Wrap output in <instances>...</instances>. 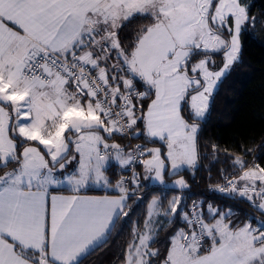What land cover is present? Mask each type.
Returning a JSON list of instances; mask_svg holds the SVG:
<instances>
[{
	"label": "snow or ice",
	"instance_id": "6c2138e0",
	"mask_svg": "<svg viewBox=\"0 0 264 264\" xmlns=\"http://www.w3.org/2000/svg\"><path fill=\"white\" fill-rule=\"evenodd\" d=\"M136 20L145 22L126 34ZM256 23L243 0H0V264H82L128 220L142 187L167 174L187 189L180 173L199 165L195 121ZM210 53L222 54L218 70ZM113 162L131 175L113 183ZM232 167L213 191L264 215V167L240 156ZM93 189L105 194H82ZM233 216L155 196L143 226L132 222L122 264H264V219ZM161 217L182 226L154 248Z\"/></svg>",
	"mask_w": 264,
	"mask_h": 264
},
{
	"label": "trees",
	"instance_id": "16d2710c",
	"mask_svg": "<svg viewBox=\"0 0 264 264\" xmlns=\"http://www.w3.org/2000/svg\"><path fill=\"white\" fill-rule=\"evenodd\" d=\"M243 3L248 6L249 15L257 18V23L255 27L246 26L242 29V48L238 62L219 84L207 116L195 121L200 125L198 167L180 173L188 184L187 190L182 192L188 208L190 201L194 199L202 200L205 208L209 204L219 206L222 210L230 208L234 213L233 219L238 223L246 222L251 216L264 219V215L245 200L230 198L202 187L222 180V175L236 172L238 169L232 167L236 156L242 157L249 164L255 161L264 167V0H243ZM144 22L133 21L125 29V33L131 35ZM209 55L217 60L218 66L222 65V54ZM203 57L204 54L200 53L193 60ZM120 139L124 141L123 138ZM139 140L149 147V143L143 138ZM213 145L217 150H213ZM108 174L113 183L119 179L120 173L114 166H111ZM140 191L144 193V199L139 204H136L135 197L128 201L132 206L128 220L117 222L108 243L91 252L82 260V264H122V250L131 240L132 222L139 220L141 227L143 226L148 202L153 197L160 196L163 207H167V201L180 192L160 185L142 187ZM161 222L164 230L159 232V243L154 244V248L166 247L167 237L182 226L178 221L169 224L164 218Z\"/></svg>",
	"mask_w": 264,
	"mask_h": 264
},
{
	"label": "crops",
	"instance_id": "0c3cea01",
	"mask_svg": "<svg viewBox=\"0 0 264 264\" xmlns=\"http://www.w3.org/2000/svg\"><path fill=\"white\" fill-rule=\"evenodd\" d=\"M111 142H113V141H109V143H111ZM115 142H117V143H120L121 145L123 144V141L119 138V137H116V139H115ZM161 145H160V143L158 142V143H156V144H150L149 143V148H151V147H160ZM197 148H198V140H197ZM145 158H147V157H145ZM112 166H114L115 167V169L117 170V172H119L120 171V169H119V167L118 166H116V164H115V162H113V164H112ZM140 170H141V172H142V175H143V172H144V170H143V167L142 166H140ZM109 175V174H108ZM179 177H174V175L173 176H169V175H165V184H163V185H160V184H155V185H160V186H163L164 188H174V186H173V181H175L176 179H178ZM94 190H99L98 192H94V191H88V192H86V193H82V194H87V195H103V194H105L104 193V191L102 190V189H94ZM187 189H185L184 191H186ZM183 191V192H184ZM62 194H68L67 192H63ZM111 194H115V193H111ZM182 192H179V193H177V194H175L174 196H182ZM173 196V197H174ZM161 220L163 219L162 217L160 218Z\"/></svg>",
	"mask_w": 264,
	"mask_h": 264
},
{
	"label": "built area",
	"instance_id": "2783aa9c",
	"mask_svg": "<svg viewBox=\"0 0 264 264\" xmlns=\"http://www.w3.org/2000/svg\"><path fill=\"white\" fill-rule=\"evenodd\" d=\"M123 144L122 145H131V146H135V145H137V144H143V142L142 141H140L139 139H129V138H123ZM135 171H137V172H139V173H141L142 174V172H141V170H140V166L139 165H137V166H135ZM119 173H120V175H119V178H120V176L121 175H123L126 179L131 175V173L129 172V171H123V172H121V171H119ZM231 178V177H230ZM143 182V181H142ZM224 184V181L223 182H220L219 184H215V185H208V186H204V187H202V188H204V189H209L210 191H213V188H215L216 186H218V185H223ZM216 192H219V191H216ZM219 193H221V192H219ZM197 202V203H199V202H201L202 200H196V199H194V200H191L190 201V203H189V208L192 206V203L193 202Z\"/></svg>",
	"mask_w": 264,
	"mask_h": 264
},
{
	"label": "rangeland",
	"instance_id": "374dc122",
	"mask_svg": "<svg viewBox=\"0 0 264 264\" xmlns=\"http://www.w3.org/2000/svg\"><path fill=\"white\" fill-rule=\"evenodd\" d=\"M240 42H241V34H240ZM241 46H242V44H241ZM241 48H242V47H241ZM239 55H240V54H239ZM203 58H204V57H203ZM203 58H201V59H203ZM211 59L215 61V68H214L213 70H218L219 67H221L222 65H221V66H218V65H217V60H216L214 57H211ZM198 60H200V59H195V60H193V62H196V61H198ZM234 65H235V64H234ZM234 65H233V66H234ZM233 66H232V67H233ZM232 67H231V68H232ZM231 68H230V70H231ZM230 70H229V71H230ZM218 87H219V86H218ZM217 89H218V88H216V90L214 91V93L217 91ZM213 95H214V94H213ZM212 97H213V96H212ZM212 97L210 98L209 107H208V109H207V112H206L205 117L207 116V114H208V112H209ZM205 117H204V118H205ZM238 172H239V169H238L236 172H234V173H232V174H230V175H227V176H228V177H232V176L238 174ZM220 182H223V180H220V181L215 182V183H210V184H208V185H211V186H212V185H215V184H219Z\"/></svg>",
	"mask_w": 264,
	"mask_h": 264
}]
</instances>
